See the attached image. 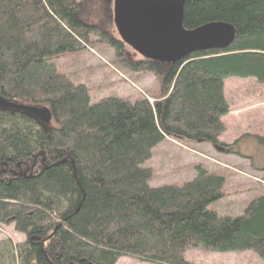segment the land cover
<instances>
[{"label":"trees","instance_id":"obj_1","mask_svg":"<svg viewBox=\"0 0 264 264\" xmlns=\"http://www.w3.org/2000/svg\"><path fill=\"white\" fill-rule=\"evenodd\" d=\"M93 1L0 0V98L51 115L42 125L0 109V225L24 236L0 240V264H193L190 249L264 261V188L240 216H221L209 208L225 196L220 174L197 165L192 179L153 187L147 166L165 140L222 150L224 81L264 84V0H185L184 29L224 23L234 38L167 63L163 74L159 62L127 58L121 42L98 35L113 64L156 75L160 92L96 102L53 61L103 43L85 22Z\"/></svg>","mask_w":264,"mask_h":264},{"label":"rangeland","instance_id":"obj_2","mask_svg":"<svg viewBox=\"0 0 264 264\" xmlns=\"http://www.w3.org/2000/svg\"><path fill=\"white\" fill-rule=\"evenodd\" d=\"M107 1V6L106 3L93 1L91 12L85 18L93 30L91 41H102L98 35H103L104 41L121 42L112 23L113 0ZM121 45L127 58L141 59L128 46ZM113 55L108 42H103L77 55L65 54L53 61L60 76L89 88L92 102L112 95L130 101L145 94L158 95L160 87L156 75H127L120 64L112 63ZM167 65L166 62H159L162 74L166 72ZM223 90L229 111L221 119L224 130L218 142L223 145L222 150L205 144L188 145L165 140L153 150L147 166L152 171L153 187L190 180L197 165L220 174L225 180V196L209 208L221 216L236 217L264 188V84H257L252 79L228 78L224 81ZM7 239L16 245L23 242L24 236L15 232L13 225H0V240ZM184 258L193 264H264L250 251L219 253L190 249L184 253ZM116 264L148 263L122 257Z\"/></svg>","mask_w":264,"mask_h":264},{"label":"water","instance_id":"obj_3","mask_svg":"<svg viewBox=\"0 0 264 264\" xmlns=\"http://www.w3.org/2000/svg\"><path fill=\"white\" fill-rule=\"evenodd\" d=\"M185 0H113L112 19L122 43L141 57L175 63L195 53L228 47L234 38L230 25L210 23L194 30L182 26ZM0 109L23 111L42 125L51 115L43 106H25L0 98Z\"/></svg>","mask_w":264,"mask_h":264},{"label":"flooded vegetation","instance_id":"obj_4","mask_svg":"<svg viewBox=\"0 0 264 264\" xmlns=\"http://www.w3.org/2000/svg\"><path fill=\"white\" fill-rule=\"evenodd\" d=\"M96 2H103V3H106L105 5L107 6V4H108V1L107 0H95ZM96 2H94V5H95V3Z\"/></svg>","mask_w":264,"mask_h":264}]
</instances>
